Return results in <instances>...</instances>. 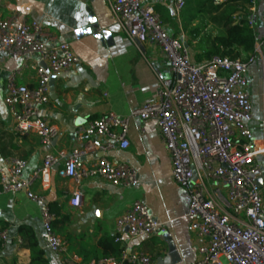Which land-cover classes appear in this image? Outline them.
Instances as JSON below:
<instances>
[{
  "label": "built area",
  "instance_id": "obj_1",
  "mask_svg": "<svg viewBox=\"0 0 264 264\" xmlns=\"http://www.w3.org/2000/svg\"><path fill=\"white\" fill-rule=\"evenodd\" d=\"M105 1L113 18L128 24L126 32L132 42L158 45L167 58L170 76L160 81L155 98L133 108L130 117L155 120L170 155V176L189 194L186 230L200 238L193 264H264V206L256 183L262 173L256 160L264 156V117L259 123L261 144L255 146L249 126L253 106L248 91L250 65L264 62L263 42L258 37L255 55L246 60L212 56L197 62L183 35H170L151 5L141 0ZM173 1L174 16L179 22L185 0ZM227 1L212 0L215 5ZM234 19L237 21L236 16ZM249 25L253 26V14ZM4 55L15 62L6 75L4 97L13 131L18 135L34 132L49 145L59 130L38 116L39 108L48 102L51 76L68 71L79 63V58L68 43H55L39 22L16 14L0 18V58ZM30 59L36 62V83L32 88L17 82L19 61ZM128 120L110 111L78 126L76 134L81 146L47 153L41 166L28 175L27 161L19 157L10 158L0 169V194L24 191L39 202L41 239L51 252L62 254L66 249L52 227L54 217L48 205L31 190L34 183L39 181L47 188L50 170L61 163L59 175L75 183L100 177L114 186L138 184L132 167L105 156L88 166L80 165L82 156L88 153L116 146L127 148ZM79 202L80 193L75 190L70 204L78 206ZM124 228L130 238L165 232L164 223L138 200L116 219L115 241ZM0 239L4 244L10 241L6 231L0 233ZM85 264L153 262L146 254L122 251L118 259L103 257Z\"/></svg>",
  "mask_w": 264,
  "mask_h": 264
},
{
  "label": "crops",
  "instance_id": "obj_2",
  "mask_svg": "<svg viewBox=\"0 0 264 264\" xmlns=\"http://www.w3.org/2000/svg\"><path fill=\"white\" fill-rule=\"evenodd\" d=\"M187 1L202 6L204 0ZM141 2L154 8L170 35H183L186 45L189 42V49L191 44L198 43L203 30L215 23L210 14L213 16L216 12L210 13L211 3L208 0L205 4L209 18L202 19L205 21L204 29L195 37L193 33L198 29L196 24L203 7L195 9L190 6L186 10L184 7L177 22L173 0ZM217 12L221 13L222 9ZM89 13L99 24V32H110L109 40L98 39L86 31ZM253 13L259 19L264 16V0H257ZM11 14L39 22L54 37L55 43L70 45L79 63L66 72L54 75L48 102L39 108L38 116L59 130L57 138L46 145L34 132L18 135L13 131L4 97L6 75L15 62L6 55L0 58V169L10 158L19 157L27 161L25 174H30L41 166L47 153H55L59 149L70 151L81 146L76 134L77 127L111 111L129 118V146L88 153L82 156L80 165L88 166L96 158L105 156L113 162L132 167L139 182L129 187L114 186L100 177H90L75 183L59 175L61 163L50 170L47 188L36 181L31 189L33 194L42 198L47 205L56 203L61 213L68 216V221L57 232L66 249L62 254L51 252L41 239L39 202L29 198L24 191L1 193L0 221L8 224L6 234L10 241L0 251V264L29 262V251L22 247L18 237L19 225L33 229L47 264H72V261L85 264L103 258L106 253L112 255L117 250L146 254L153 264H193L200 238L186 230L185 213L189 194L170 176V155L159 136L155 120L130 117L133 108L155 98L160 81L170 76L163 50L155 44L132 42L127 36V24L113 18L105 0H0V18ZM221 31L223 27L220 25L212 37ZM257 31L260 36L264 33L261 25H258ZM19 64L21 68L17 82L34 87L35 60H20ZM248 91L253 106L252 144L258 146L261 144L259 123L264 117V62L263 65L258 61L250 65ZM256 161L262 172L257 179L260 180L264 206V156H259ZM75 190L80 193L78 206L70 204ZM135 200L145 204L153 217L164 223L165 232L130 238L124 228L120 239L115 241L116 219ZM101 239L112 240L107 241L111 245L103 248L99 245Z\"/></svg>",
  "mask_w": 264,
  "mask_h": 264
},
{
  "label": "trees",
  "instance_id": "obj_3",
  "mask_svg": "<svg viewBox=\"0 0 264 264\" xmlns=\"http://www.w3.org/2000/svg\"><path fill=\"white\" fill-rule=\"evenodd\" d=\"M211 6L219 11L220 18L223 27V33L215 36H208L205 38L206 46H199V53L194 56V61H202L210 59L212 56L228 57L230 59L246 60L255 55V43L258 37L264 44V33L259 35L257 31L258 25H261L264 29V16L259 19L251 11V8L257 4V0H228L225 3L215 5L212 0H208ZM206 0L201 2V7H204ZM253 14V26L249 25L250 16ZM236 16L237 21H235ZM193 32V31H192ZM193 33L195 37L198 34ZM189 43V42H188ZM187 43V45H189ZM50 213L54 219L52 221V227L55 232H59L61 227L68 221V216L61 213L60 207L56 203L48 205ZM8 224L0 221V233L6 231ZM18 237L21 241L22 247L29 251L30 259L28 264H47V260L44 256V251L40 247L38 240L31 227L27 225H19L17 228ZM112 241L110 239H101L99 245L103 248H107L108 244ZM4 246L3 241L0 239V251ZM122 251L117 250L112 255L107 253L104 257H112L118 259L121 256ZM11 264H15L12 262Z\"/></svg>",
  "mask_w": 264,
  "mask_h": 264
},
{
  "label": "rangeland",
  "instance_id": "obj_4",
  "mask_svg": "<svg viewBox=\"0 0 264 264\" xmlns=\"http://www.w3.org/2000/svg\"><path fill=\"white\" fill-rule=\"evenodd\" d=\"M190 6L194 7L195 9L196 8L199 9L201 7L199 4H196V3L193 4V3L188 2L187 0H185V10H186L187 7L189 8ZM206 8H207V6L205 5L203 7V10L200 11L201 12L200 19H199L198 23L196 24V26H198L197 30H198L199 33H201L202 32L201 30L204 29L203 28V24H204L205 21H202V19H207V17H208ZM209 9L211 11L210 13H215L216 12L213 16L210 14V17L213 18V21H215V23H214V25H212V27H210L206 31L203 30L202 35L198 39V43L191 44L192 46H190L191 47L190 53L193 55V59H194L195 54L200 52L198 47L200 45H203V47L206 46V43H204L206 41L205 38L208 37V36H212L213 34H216L217 30H219L220 25L222 26L220 13H218L214 7H212V6L210 7V5H209ZM222 33H223V31H221L219 34H222ZM253 125H254V122L251 121L249 123V126H250L251 130H253Z\"/></svg>",
  "mask_w": 264,
  "mask_h": 264
},
{
  "label": "water",
  "instance_id": "obj_5",
  "mask_svg": "<svg viewBox=\"0 0 264 264\" xmlns=\"http://www.w3.org/2000/svg\"><path fill=\"white\" fill-rule=\"evenodd\" d=\"M127 26H128V24H127ZM86 31L89 33H92V35L98 39H102V38H105L107 40L110 39V32L108 30H102L101 32H99V24L96 22V19L94 18V16L91 13H89V16H88V25L86 26ZM139 44L141 45V43H139ZM42 65H44V64H42ZM53 77H54V75L51 76L50 82H49V85L51 86L50 90H52ZM78 123L79 122L77 121L76 125H78ZM256 183H257L258 187H260V180L259 179H256ZM162 235L164 236V238H166L165 234H162ZM170 249H171V247H170ZM172 254L174 256H176L175 252H172Z\"/></svg>",
  "mask_w": 264,
  "mask_h": 264
}]
</instances>
